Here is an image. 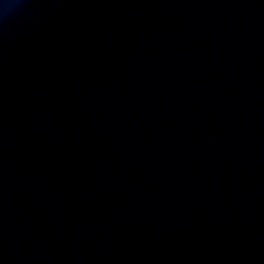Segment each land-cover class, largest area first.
I'll return each instance as SVG.
<instances>
[{"label": "water", "instance_id": "95a60500", "mask_svg": "<svg viewBox=\"0 0 264 264\" xmlns=\"http://www.w3.org/2000/svg\"><path fill=\"white\" fill-rule=\"evenodd\" d=\"M0 264H264V0H0Z\"/></svg>", "mask_w": 264, "mask_h": 264}]
</instances>
